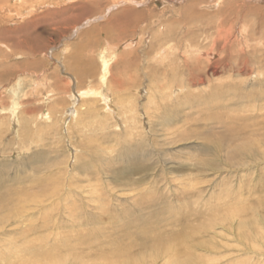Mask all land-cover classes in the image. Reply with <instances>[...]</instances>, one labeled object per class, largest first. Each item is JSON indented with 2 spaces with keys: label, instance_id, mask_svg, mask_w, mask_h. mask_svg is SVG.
<instances>
[{
  "label": "rangeland",
  "instance_id": "rangeland-1",
  "mask_svg": "<svg viewBox=\"0 0 264 264\" xmlns=\"http://www.w3.org/2000/svg\"><path fill=\"white\" fill-rule=\"evenodd\" d=\"M114 5L118 8L113 11ZM126 7L137 12L138 23L131 29L122 28L112 20V15L118 14ZM49 14V20L44 21L42 17ZM101 16L103 18L96 20ZM77 29L81 30L76 32ZM71 37L72 39H69ZM0 40L10 48L0 45V84L7 86L0 91V193L8 198L12 197L15 207L19 208L27 197L46 195V200L49 201L45 202V205L53 202L48 209L54 218L60 214L59 209L64 207L58 208V203L66 200L70 205L74 200L77 201L82 205L85 215L100 216L96 206L81 190L75 189L72 184L73 188H67L71 177L79 172V175L74 177L84 179L82 169L89 167L92 169L90 174L93 180L99 179L103 187L111 185L108 189L111 190L123 183L116 180L119 175L145 162L150 166L148 175H130L131 181L126 178L128 182L125 184V190L108 193L110 196L107 195V199L112 200L109 209L113 214L122 215L127 210L133 212L137 209L133 199L143 192L140 189L154 187L152 192L155 191L154 197L157 201L151 205L148 212L149 216L152 215L151 219L154 217L151 220L154 226L151 225L150 228L161 232L162 236L174 230L175 233L181 232V236L188 233L185 238H190L195 228L199 230L210 224V219H206L204 204L212 202L215 205L216 200L228 191L225 189L227 187L236 191L239 189L235 187L240 185L245 189L254 185V188L259 190L255 189L256 192L254 191L251 197L248 190H244L245 198L241 202L248 208H254L257 215L260 213L264 217V189L260 188L264 184V141L263 147L256 145L257 148L245 144L249 150L240 155L237 152L232 153V158H229V149L216 151L215 144L204 140L214 135H225L227 130L224 131V127H220L223 126V121L218 120L220 128L208 121L191 122L190 126L186 125L188 122H184V117L188 116L205 119L206 113L201 115L202 108L193 105L196 101L207 98L218 86L225 92V97L241 94L239 97L248 96L256 99L255 102L260 107L264 105V0H0ZM131 40L134 41L130 47ZM163 46L170 47L174 53L177 52L181 72L185 62L194 64L186 55L187 48L191 46L202 48L205 52L213 51L216 56L210 63L206 61L202 66L200 81H196L197 84L193 88L190 86V92L184 91L175 95V113L172 118L183 126H176L177 133L170 137L165 136L166 130L161 126L160 115L159 119L155 116L152 119L154 113L150 111L149 120L145 107L138 111L142 117L141 121H144L142 126L146 129L142 131L147 139L146 149L152 152H156L155 148L159 149L157 154L145 153L149 154V158L143 160L140 157L129 158V155L125 154L135 148L139 137L132 139L126 134L125 121L128 117L115 98L111 107L116 113L107 119V124L101 122L103 117L96 115L93 118L82 116L77 123L74 119L70 121L65 111L72 104L68 94L74 88L62 71L77 78L79 88L99 87L105 72V62L109 64L107 72L110 73V78L123 79L126 83L124 86H132L133 80L139 74L141 77L136 84L138 94L135 99L139 106H144L150 89H155L160 83L157 78L151 76L153 67H158L151 59ZM230 56L239 59L234 63L243 68V75L224 71ZM164 68L167 69L165 65L162 69ZM163 78L165 82L174 84V87H180L181 78L176 79L177 83L175 79L172 82L168 72L164 73ZM46 79L49 81L48 85L43 87L41 84H44ZM183 84L188 86V81H183ZM227 87L233 91L228 92ZM154 96L159 100L157 94L154 93ZM185 99L189 100L190 105H181L179 100ZM192 99L194 103L191 102ZM234 102L238 103L234 106L239 107L241 100L235 99ZM165 109H169L168 105ZM220 110L223 115L229 114L232 112V105L231 108ZM45 112H52L56 123L53 127L48 125L47 120L40 118ZM256 116H261V120L264 112ZM151 125L155 128L152 129ZM89 138H94L96 143L89 145ZM153 143L156 145L151 146ZM208 146L213 149L208 150ZM76 150L82 156L80 162H76ZM202 159L206 165L198 167L196 164L203 161ZM129 183L137 188L127 189ZM191 184L195 185V194L188 193V188H185ZM103 190L105 191V188ZM197 197L204 198L205 201L194 206ZM31 205L35 207L36 203ZM190 208L193 210L188 213ZM194 210H199L200 215L193 213ZM252 212L249 209L245 219L253 226L256 219ZM181 214V220L173 225V222H170L171 215ZM63 216L64 214L60 217L64 218ZM160 219L162 222L158 224ZM20 223L5 225V231L0 233L7 232L10 236L4 240L13 238L17 246L23 244L22 235L18 233L26 226ZM62 224L68 226L66 221ZM93 226L85 225L84 229L95 227L98 230L107 226L111 228L108 222L98 227ZM223 226L226 231L233 229L226 224ZM77 232L79 230L68 234L75 235ZM33 233L30 239L46 235L39 231ZM217 233L224 235L229 243L224 248L227 250L214 255L222 259L220 264H234L228 261L233 258V261L260 263L258 259L254 261V256L248 254V251L244 255L237 253L238 249L242 251L244 247L237 242L235 233L232 235L223 230ZM172 235L174 237L175 234ZM169 238L167 236L164 239ZM122 239V245L130 242L127 234H124ZM217 240L222 241L220 237H217ZM0 242L5 241L0 239ZM4 247L0 246V249ZM244 252L246 251L241 253ZM223 255L227 257L223 258ZM17 259L13 261L18 262ZM29 259L35 260L33 256ZM26 261L28 260H24Z\"/></svg>",
  "mask_w": 264,
  "mask_h": 264
},
{
  "label": "bare ground",
  "instance_id": "bare-ground-1",
  "mask_svg": "<svg viewBox=\"0 0 264 264\" xmlns=\"http://www.w3.org/2000/svg\"><path fill=\"white\" fill-rule=\"evenodd\" d=\"M116 8L118 7L114 5L112 10L114 11ZM192 8L195 9L194 6ZM190 11L191 13L193 12L192 9ZM49 18L50 14L42 17L44 21H48ZM101 18L103 17L101 16L96 20ZM112 20L119 23L122 28L131 29L134 24L138 23L137 12L126 7L118 14L112 15ZM78 30L81 29H77L76 32H78ZM69 39H72V37ZM131 41L132 42L129 43L130 47L133 45L134 40ZM0 45L10 49L9 46H7L4 42H0ZM190 48L191 50H189ZM189 49L187 48L186 55L192 59V62L194 61V64L185 62V65L182 68L183 72L179 70V68H181V62L179 63L180 59L178 58L177 52L174 53L170 47H161L157 51L156 55L153 56L151 60H153L152 62H155V64H158V67L156 65V67H153L154 71L151 73V76L152 78H157V82L160 83L155 87V89H150L147 101L144 106H139L135 99L137 98L135 95L138 94V86H136V84L139 83L141 77L139 74H137L133 80L132 86H129L128 84L124 86L126 83L123 79L116 80L115 77L110 78V73L107 72L109 64L108 62H105V72L102 74L100 79V86L79 88L78 79L72 77L71 74L62 71L64 75L67 76L71 81V86L74 88V90L68 94V98L71 99L72 104L65 112L68 114L70 121L74 119L75 123H77L79 118L82 116L93 118L96 115L103 117L104 120L101 119V122H106L107 124V119L110 118V116H114L116 113L111 107L113 98H115L121 105L123 113L126 114V116L130 119L128 120L127 118L125 121L127 123H125L126 134H128V137H131L132 139L139 137V142L135 145V148L130 151L128 150V153L126 152L125 154L129 155V158L133 157L138 159L140 157L142 160L146 159L149 155H145V153H150V155L151 153L157 154L159 149L155 148L156 152L146 149L148 147L145 144L147 139H145L144 133L142 132L144 130L146 131V129H144L142 126V122L144 121L143 119L141 121L140 118L142 117L140 114H138V111L140 108L145 107L146 117L149 120H151V113H149L150 111L154 113L152 119L154 116L159 119L160 117L158 116L160 115L162 118L161 126L164 130H166L164 135L170 137L175 134L176 126L179 124L178 120L176 121V119H173L174 117L172 118V115L175 113V106L173 103L175 95L180 92H188L191 90L189 89L190 86L193 88V86L197 84L195 82L200 81L199 76L203 71L202 66L206 64V61L210 63L213 57L216 56L214 55L213 51L205 52L202 48L196 46H191ZM238 60L239 59H234V57L231 56L228 57L227 63L224 66V71L229 70L230 73L234 72L238 73L239 76L243 75V73H245L243 68L240 67L239 64L234 63ZM164 65L167 68H164L165 70L162 69ZM178 71H180L181 74L178 73ZM166 72L171 75L170 80L172 82L175 79V83H177L176 79L181 78V81L178 80L180 87L177 88L176 86L174 87V84L165 82L163 76ZM185 80L188 81V86L183 84V81ZM48 82L49 81L47 80L41 85L46 87ZM115 82H117V84ZM5 87L7 88L6 85L0 84V91L4 90ZM226 90H228V92L233 91L228 87ZM117 91L122 92L123 94H120ZM133 91L135 92L132 93ZM51 93L52 91L49 92V94ZM154 93L159 96V100H156ZM188 94L189 93H187V95ZM240 95L238 94L236 96L225 97V92L222 91L220 86H218L216 90L210 92L207 98L200 99V102L196 101V103H194L193 99L191 100V102L195 104L193 105L194 107L203 109V111L202 109L200 110L202 112L201 115L206 113L204 116L205 119L189 118V116L184 117V122H188L186 125L197 123L198 121H208L209 123L215 124V127L218 126L216 128L224 127V131L227 130L225 135H214L211 138L206 137L204 140L210 142L211 144H215L214 149L216 151L229 149V158H232V153L237 152V154L240 155L241 153L243 154L244 151L249 150L246 146L247 144L263 147L264 117L260 120L259 118L261 116L255 117V115H261V113L264 112V105L260 107L256 103V99L254 100V98H248V96L239 97ZM46 97L47 99L49 98V96ZM196 98H194V100ZM235 99L241 100L239 107L234 106L238 105L237 102H234ZM179 101L183 106L190 105L188 99ZM101 105L103 106L102 108ZM159 105H161V107ZM167 105L169 109H165ZM231 105L232 112L223 115L220 109L231 108ZM83 107L85 109H83ZM192 109L194 108L192 107ZM51 113L52 112H45L40 116V118L44 121L47 120L48 125L53 127L56 123H54L55 118L52 117ZM218 120L223 121V126L219 127L220 123ZM151 126L152 129L155 128L153 125ZM179 127L183 126H180L179 124ZM67 131H70V129H67ZM140 136L144 138H141ZM87 143L92 145L96 143V140L94 138H89ZM154 145H156V143H153L151 146ZM207 149L211 151L213 147L208 146ZM75 155L76 162L82 161V156L81 154H78L77 150ZM204 159H202L203 161H198L196 165L198 167H204L206 165L204 163ZM148 167L150 166H147L145 162L131 167L126 173H122L121 176L119 175L116 178V180L123 182L121 183V186L123 187L119 185L115 188H112L111 190H108L111 188V185L103 187V183L99 182V179L93 180V177L90 174L91 168L89 167H84L82 169V172H84L85 176L84 179L74 177V175H79V172L75 173L73 175L74 178L71 177V179L68 181L67 188L75 187V189L81 190L82 193H84L86 197L89 198L88 200L96 206L97 211L100 212V216L96 217L85 215L83 213L82 205L80 206V204L75 200L71 205L67 204V200L58 203V208H61L62 206L64 207L59 209L60 214L58 217L54 218L55 216H52L50 209H48L53 202H50V205H45V202L49 201L46 200V195L27 197L21 202V206L17 208L15 207V201L12 197L8 198L3 193H0V231H5V225L8 223L19 224L21 222L20 224L26 226V228L21 229V231L18 233L22 235L24 240L21 246H17L16 240L13 238L10 240H4V238L10 236L9 233H0V239L5 241L0 242V246H5L4 248L0 249V252H2L0 264H220L223 262L222 259H218L214 257V255H219L221 251L224 252L227 250L224 248H226V246H228L227 244L229 243L227 241L228 239L225 238L224 235H219L220 233H217L219 230L229 232L232 235L235 233L237 236V242L239 244H243L244 247L242 251L238 249L237 253L244 255L248 251V254L250 253L254 256L252 257L254 261L258 259L257 261H260L259 264H262V261H264V217L260 213L257 215V211L254 208H248L246 204H242L241 202L245 198L244 190H248L250 197L253 196V192L257 188H254V185H250L248 189H245V187L240 185L237 188L235 187V189H239L236 191L231 187H227L225 189L228 191L216 200L215 205H213L212 202L204 204L205 215L207 216L206 219H210V224L208 227L201 229L199 228V230L195 228L190 238H185L188 236V233L185 234V236H181L183 235H180L181 232L178 233V231L177 234L174 230L171 232H166V235L163 234L162 236L161 232L159 233L158 231L150 228L152 225L151 220L154 217L151 219L150 216L152 215L149 216L148 212H150L149 210L151 209V205L157 201V198L154 197L155 191L152 192L154 187H151L152 189L148 188V186L147 188L143 187L140 189V191L143 192L136 197L134 196L135 198L133 199V204L137 207V209H135L133 212H129L127 210V212L122 215L113 214L109 209L111 207L110 202L112 200L107 199L110 196L108 193H116V191L121 189L125 190V184L128 182L126 178L128 177L131 181V177H129L130 175L133 176L145 174L146 176L148 175L147 173H149ZM180 171L183 172V170ZM68 174L71 175L70 172H68ZM96 180L97 182L95 183ZM129 184L130 186L127 187V189L134 190L137 188L134 186V184ZM194 187L195 185L193 184L185 186V188H188L187 192H191V194H195L196 192ZM104 188L105 191L103 190ZM260 188L263 190L264 184L260 186ZM202 201H205L204 198L197 197L194 200V206L199 205ZM33 203H36L35 207L34 205L32 207L31 204ZM249 209L253 211L252 215L254 214V219H256V223L253 224V226L249 225L245 219V216H248ZM190 210L193 209L190 208L187 210V212L191 213L192 211ZM101 213L103 215H101ZM193 213L200 215L199 210H194ZM62 214H64V218L60 217ZM182 215L183 214L175 216L171 215L172 219L170 222H173V225L178 224L177 221L181 220L183 217ZM161 219L163 220L164 218L161 217ZM161 219L159 220L158 224H161ZM63 221H66V225L68 226L63 225ZM105 222H108L111 228H108L107 226L104 227V229L96 230L94 227L101 226ZM89 224L94 225V228L86 230L89 227L88 226L86 229H84L85 225ZM225 224L229 225L230 229L233 228L234 231L233 229L232 231L229 229L226 231L225 226H223ZM157 226L158 225H156V227ZM76 230H79V232H77L75 235L68 234L71 231ZM35 231L42 233L44 232L46 235L30 239L32 237V233ZM121 234H127V236L129 235L130 242L122 245L124 239H122L123 235ZM172 234H175L174 237ZM167 236L170 238L164 239ZM217 237H220L222 241L219 242ZM243 251L246 252L241 253ZM135 252L136 255L134 254ZM201 252H204L203 255L200 254ZM31 256L35 258L34 261H30L29 258ZM19 257L21 259L18 260L17 258ZM222 257L226 258L227 255H223ZM14 259H17L18 262H14ZM24 260L28 261L24 262ZM230 260L228 261L234 262V264H250L249 262L245 261H233L235 258H233L232 261Z\"/></svg>",
  "mask_w": 264,
  "mask_h": 264
}]
</instances>
